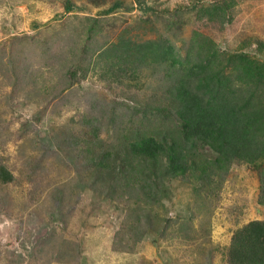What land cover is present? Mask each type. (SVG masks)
Segmentation results:
<instances>
[{
  "label": "rangeland",
  "instance_id": "374dc122",
  "mask_svg": "<svg viewBox=\"0 0 264 264\" xmlns=\"http://www.w3.org/2000/svg\"><path fill=\"white\" fill-rule=\"evenodd\" d=\"M199 36L263 61L264 0H0V163L14 177L0 183V264H227L233 232L264 220V161L196 141L185 179L161 163L152 196L124 184L138 177L127 143L173 149L183 135L169 62L140 64L135 47L161 41L179 63ZM105 151L120 159L99 174Z\"/></svg>",
  "mask_w": 264,
  "mask_h": 264
},
{
  "label": "trees",
  "instance_id": "16d2710c",
  "mask_svg": "<svg viewBox=\"0 0 264 264\" xmlns=\"http://www.w3.org/2000/svg\"><path fill=\"white\" fill-rule=\"evenodd\" d=\"M198 38L199 41L193 40L198 51L195 58L179 63L173 60L171 46L161 41L157 54L147 50L152 43L135 47L134 56L140 64L151 58L149 53L155 62H169L168 76L174 78V83L167 91V100H172L183 135L182 145L173 149L151 136L127 143L122 151L123 161L131 164L134 175L138 176L124 180L131 191L138 189L147 195L159 190V180L149 178L161 163L168 180L185 179L189 174L185 149L196 141L216 148L227 163L264 161V60L243 53L219 57L214 42L207 37ZM256 46L264 55V42L258 41ZM117 158L120 155L105 151L94 154L90 162L93 170L102 174L114 170L111 164ZM13 181L12 173L0 163V183ZM259 184L258 204L264 206V168L259 171ZM139 226L143 228L140 222L137 225L140 229ZM225 259L227 264H264V220L251 221L236 229Z\"/></svg>",
  "mask_w": 264,
  "mask_h": 264
}]
</instances>
